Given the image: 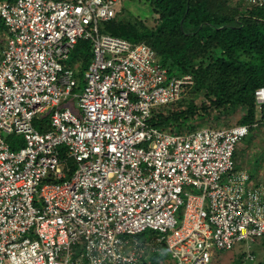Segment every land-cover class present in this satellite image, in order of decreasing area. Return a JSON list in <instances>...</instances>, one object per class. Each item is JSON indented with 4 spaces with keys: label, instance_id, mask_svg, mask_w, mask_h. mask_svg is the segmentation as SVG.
I'll return each mask as SVG.
<instances>
[{
    "label": "built area",
    "instance_id": "built-area-1",
    "mask_svg": "<svg viewBox=\"0 0 264 264\" xmlns=\"http://www.w3.org/2000/svg\"><path fill=\"white\" fill-rule=\"evenodd\" d=\"M248 7L264 0H238ZM118 0H0V264H141L164 243L175 264L264 235V189L234 170L247 124L172 132L149 124L190 73L145 42L100 32ZM78 38L92 58L77 85ZM264 121V84L254 89ZM75 98V110L61 101ZM48 114L51 128L33 120ZM3 134L21 135L12 149ZM63 146V155L59 150ZM71 160L74 167L68 165ZM150 230L156 235L140 239ZM238 264H256L248 249Z\"/></svg>",
    "mask_w": 264,
    "mask_h": 264
},
{
    "label": "trees",
    "instance_id": "trees-1",
    "mask_svg": "<svg viewBox=\"0 0 264 264\" xmlns=\"http://www.w3.org/2000/svg\"><path fill=\"white\" fill-rule=\"evenodd\" d=\"M151 4L155 20L152 26L137 17H118L120 8L114 17L98 23L104 33L150 45L159 65L169 73L191 74L193 84L185 86L176 102L154 107L149 124L182 132L205 125L207 119L219 124L239 111L229 125L247 124L249 129L255 126L259 109L253 92L264 84V5L248 7L237 0H151ZM8 35L0 17V59ZM91 58V41L78 38L68 58L62 61L75 67L78 82L74 90L83 83L82 74ZM196 97L199 105L190 103ZM185 102L189 105L183 106ZM33 125L40 131L49 130L48 114L36 116ZM10 139L12 149L23 144L22 138ZM63 149L59 146L62 156ZM68 165L69 176L74 165L71 160ZM155 235L145 230L136 236L150 239ZM164 260L170 259L162 243L141 264H160Z\"/></svg>",
    "mask_w": 264,
    "mask_h": 264
},
{
    "label": "rangeland",
    "instance_id": "rangeland-1",
    "mask_svg": "<svg viewBox=\"0 0 264 264\" xmlns=\"http://www.w3.org/2000/svg\"><path fill=\"white\" fill-rule=\"evenodd\" d=\"M119 8V11L121 12L118 17L130 19H135L137 17L148 26L155 24L151 0H118L117 10ZM100 32L103 31L100 30ZM72 65L73 64H69V66ZM83 83L80 84L76 91L82 88ZM190 103L199 105V97H196L194 100L190 101ZM61 105H66L75 110L76 105L74 96L69 97L67 100H62ZM187 105H189L188 102L183 104V106ZM238 114L239 111L235 112L231 118H228L226 121L224 120V122H220L219 124H216L214 120L210 119H207L204 124H212L213 126H227L235 120ZM11 136H14V141H16L17 138H22L21 135L5 136V134H3V137L7 143L8 138L11 140ZM16 145L19 147V144ZM234 166H243L255 175L257 174L264 183V121L258 122L255 126L251 127L248 133L236 143L234 151ZM247 243H249L248 249H250L255 254V262L260 260L261 262L258 264H264V235L257 237L253 242H248L246 240L237 241L231 249H215L211 255L209 264H238L243 260V254L247 252ZM258 243H260V245ZM162 251L164 252V250ZM169 259L170 260L168 261H161L160 264H175L170 254Z\"/></svg>",
    "mask_w": 264,
    "mask_h": 264
},
{
    "label": "crops",
    "instance_id": "crops-1",
    "mask_svg": "<svg viewBox=\"0 0 264 264\" xmlns=\"http://www.w3.org/2000/svg\"><path fill=\"white\" fill-rule=\"evenodd\" d=\"M259 109V107H258ZM258 122H262L260 121V109H259V120ZM234 170L236 171H245L248 174V181L247 184L250 186H261L264 189V183L262 182V180L259 178V176L252 172H250L249 170H247L246 168H244L243 166H234ZM260 245V243H258ZM259 262H261L260 260L256 261V264H258Z\"/></svg>",
    "mask_w": 264,
    "mask_h": 264
}]
</instances>
